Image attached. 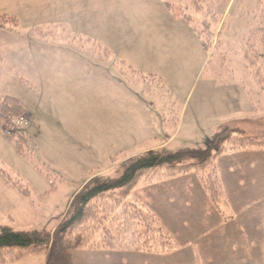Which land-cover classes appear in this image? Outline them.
Wrapping results in <instances>:
<instances>
[{"label":"rangeland","instance_id":"1","mask_svg":"<svg viewBox=\"0 0 264 264\" xmlns=\"http://www.w3.org/2000/svg\"><path fill=\"white\" fill-rule=\"evenodd\" d=\"M165 2L174 4L178 19L159 14L169 13ZM123 12L128 16L116 10L106 35L98 19L83 22L92 25L90 31L74 33L64 25L36 29L32 37L24 34L39 51L36 59L46 64L36 62L26 82H0V89L30 115V123L28 116H20L3 125L22 131L27 142L26 155L12 142H0V168L11 177L7 182L0 172L1 225L53 231L76 191L97 175H114L117 165L135 155L205 147L207 138L225 129L245 136L218 125L223 119L215 115L197 123L194 113L200 105L213 110L215 102L228 96L237 106V97L244 93L254 104L261 103L264 113V49L253 40V29L264 23V0H235L231 5L229 0H129ZM11 38L0 36L2 49L25 42ZM21 118L26 122L19 125ZM164 181L142 178L128 200L139 197L154 208L155 201L139 187ZM132 258L122 257L119 263L137 264V257ZM68 260L64 263L76 264Z\"/></svg>","mask_w":264,"mask_h":264},{"label":"crops","instance_id":"2","mask_svg":"<svg viewBox=\"0 0 264 264\" xmlns=\"http://www.w3.org/2000/svg\"><path fill=\"white\" fill-rule=\"evenodd\" d=\"M234 2L235 0H229V5ZM126 3L129 0H0V17L14 18L17 23L10 29L0 28V36L12 37L11 41L14 43L17 39L25 41L14 48L12 45V48L4 46L2 49L0 44V82L7 84L14 81V85L19 81L26 82L31 78L29 70L36 62L46 64L45 60L41 62L39 56L36 59L35 54L39 51H35L32 42L30 44L25 39V33H30L32 37L36 29L51 31V28L64 25L74 33L90 31L92 25L83 22L98 19L106 35L107 27L114 22L116 10L119 11L118 14L122 12L124 16H128L129 13L123 12ZM166 4L172 6L171 11ZM165 7L169 13L162 14L160 11V15L178 19L174 13V4L165 2ZM183 17L189 20L187 15ZM260 91L264 99V80ZM0 95L13 96L1 89ZM227 99L228 96H225L223 100L220 99L222 103L215 102L213 110L210 105H207L209 110H203L205 105H200L194 113L197 123L204 124L206 119L215 115L217 120L223 119L218 125H229V128L237 129L245 136H264L262 104H254L244 93L237 97V106L233 102L229 106ZM28 120L30 123V117ZM249 125H256L257 128L250 130ZM217 126L215 128L218 129L220 126ZM11 129L13 128H0V142H12L5 132ZM217 163L229 199L227 214L232 215V218H222L216 212L193 175L188 174L158 184L145 183L139 189L146 195L148 193L149 199L156 203L154 208L151 205L146 207L160 218L179 242L184 243L181 248L168 254L100 252L87 256L88 254L81 252H65L63 264L67 257L69 262L76 264L85 259L93 261L92 264H120L122 257L133 261L132 257H137V264H264V146L245 151H228L218 157ZM153 187L157 189L156 192ZM136 199L143 202L139 197ZM124 262L135 263L127 260ZM10 264H46V256L29 255Z\"/></svg>","mask_w":264,"mask_h":264},{"label":"trees","instance_id":"3","mask_svg":"<svg viewBox=\"0 0 264 264\" xmlns=\"http://www.w3.org/2000/svg\"><path fill=\"white\" fill-rule=\"evenodd\" d=\"M166 5L171 11L172 6ZM16 24L14 18L0 17V28L10 29ZM253 40L264 49V23L253 29ZM20 116H28L21 102L0 95V128L4 129L6 121ZM5 132L17 152L26 155L25 134L19 129ZM255 146H264V136H241L225 129L209 139L205 147L176 152L156 149L135 155L117 165L111 172L114 175H97L84 185L72 198L66 216L53 231H17L0 224V264H10L35 254H44L46 264H63L67 250L106 249L149 254L176 251L184 243L170 234L144 203L128 200L136 184L142 178L154 182L193 172L212 207L223 218L229 219L232 217L227 214L229 199L219 175L217 159L228 151ZM0 172L7 181L11 180L7 171L0 168Z\"/></svg>","mask_w":264,"mask_h":264},{"label":"built area","instance_id":"4","mask_svg":"<svg viewBox=\"0 0 264 264\" xmlns=\"http://www.w3.org/2000/svg\"><path fill=\"white\" fill-rule=\"evenodd\" d=\"M25 119L24 118H21L20 120L17 121V124L21 125V124H24Z\"/></svg>","mask_w":264,"mask_h":264}]
</instances>
